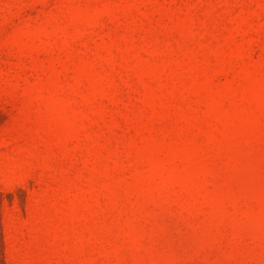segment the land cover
Wrapping results in <instances>:
<instances>
[{"label":"rangeland","instance_id":"obj_1","mask_svg":"<svg viewBox=\"0 0 264 264\" xmlns=\"http://www.w3.org/2000/svg\"><path fill=\"white\" fill-rule=\"evenodd\" d=\"M0 264H264V0H0Z\"/></svg>","mask_w":264,"mask_h":264}]
</instances>
